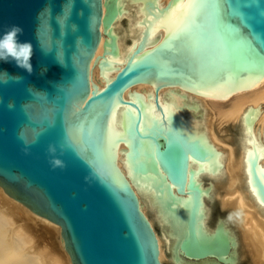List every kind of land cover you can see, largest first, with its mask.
<instances>
[{
    "label": "water",
    "instance_id": "obj_1",
    "mask_svg": "<svg viewBox=\"0 0 264 264\" xmlns=\"http://www.w3.org/2000/svg\"><path fill=\"white\" fill-rule=\"evenodd\" d=\"M116 15L115 0L105 12L103 0H0V185L60 226L73 264H161L153 229L116 164L114 109L137 111L128 133L133 158L147 140L151 164L184 189L188 155L205 152L164 116L142 132L141 108L123 93L152 83L160 109L166 85L223 99L253 87L264 76V0H185L160 43L141 53L140 40L116 76L91 89L100 25L108 28ZM108 45L113 53L114 37ZM263 110L258 103L242 112L241 151L264 208V129L253 132ZM192 235L182 245L186 256L218 250Z\"/></svg>",
    "mask_w": 264,
    "mask_h": 264
},
{
    "label": "bare ground",
    "instance_id": "obj_2",
    "mask_svg": "<svg viewBox=\"0 0 264 264\" xmlns=\"http://www.w3.org/2000/svg\"><path fill=\"white\" fill-rule=\"evenodd\" d=\"M103 0V12L105 3ZM185 0H115L117 15L108 28L101 23V37L89 65L91 89H103L144 40L142 52L160 43L172 18ZM115 39V51L109 48ZM107 41V46H105ZM140 53V54H141ZM156 87L139 82L123 97L142 112L140 128L147 131L164 116L188 141L205 152L188 155L184 189L172 183L160 165L151 164V143L141 141L133 158L128 136L137 111L118 103L113 121L119 136L116 164L135 192L139 207L151 225L161 264H264V208L253 195L245 176L241 151V115L247 106L264 103V76L251 88L226 98L201 95L178 85ZM234 128V132L230 130ZM264 110L253 132L263 134ZM233 130V129H232ZM264 164V158L261 159ZM144 165L143 172L136 170ZM218 249L201 257L186 256L183 242ZM35 232V233H34ZM51 243V249L35 238ZM37 240V239H36ZM38 241V240H37ZM43 243V242H42ZM212 252V251H210ZM0 264H73L61 238L60 226L32 211L0 185Z\"/></svg>",
    "mask_w": 264,
    "mask_h": 264
},
{
    "label": "rangeland",
    "instance_id": "obj_3",
    "mask_svg": "<svg viewBox=\"0 0 264 264\" xmlns=\"http://www.w3.org/2000/svg\"><path fill=\"white\" fill-rule=\"evenodd\" d=\"M233 129V130H232ZM231 130H230V132H234V128H232ZM35 233V232H34ZM38 241H37V240ZM43 239H41V238H35V243L37 244H39V243H41V244H39V246L40 247H42V244H44V246H47L48 247V249H51L52 247H51V243L49 242L48 243V240L47 241H42ZM43 242V243H42ZM239 264H249V262H247V261H241Z\"/></svg>",
    "mask_w": 264,
    "mask_h": 264
}]
</instances>
